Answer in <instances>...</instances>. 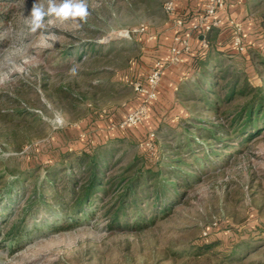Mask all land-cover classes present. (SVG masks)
<instances>
[{"label":"rangeland","instance_id":"obj_1","mask_svg":"<svg viewBox=\"0 0 264 264\" xmlns=\"http://www.w3.org/2000/svg\"><path fill=\"white\" fill-rule=\"evenodd\" d=\"M165 1L87 0L86 19H61L48 12L50 0H0V264L264 261V130L247 142L218 148L219 156L200 163V178L180 189L186 192L182 204L149 228L111 229L98 214L59 231L52 225L61 224L63 215L56 206L43 204L24 215L33 184H42L45 167L67 152L109 139L122 149L119 155L128 153L124 165L139 156L144 165L154 167L156 159L175 156L167 147L177 146L178 135L196 133L185 122L191 116L203 117L206 127L224 122L214 112L198 110L199 100L186 99L176 89L164 100L159 94L154 113L142 124L121 126L143 103L134 84L146 80L156 61L168 62L162 41L171 35L174 43L180 33L164 14ZM63 2L51 0L57 7ZM35 3L45 15L34 30L30 13ZM248 7L251 31L242 33V43L236 44L234 25L222 22L217 29L229 36L219 51L228 65L261 88L264 0H250ZM186 64L178 67L183 77L196 62L189 59ZM152 132L157 150L149 155L141 144ZM32 167L42 169L33 176L27 173ZM12 187L17 191L9 196ZM43 191L45 198L51 197L47 187ZM7 230L13 231L11 238ZM241 243L254 248L232 253Z\"/></svg>","mask_w":264,"mask_h":264},{"label":"trees","instance_id":"obj_2","mask_svg":"<svg viewBox=\"0 0 264 264\" xmlns=\"http://www.w3.org/2000/svg\"><path fill=\"white\" fill-rule=\"evenodd\" d=\"M91 48L86 54H90ZM223 56L219 49H204L200 43L190 58L196 62L195 68L177 89L186 99L199 100L201 103H195L198 110L214 112L223 123L206 127L203 123L208 121L203 117L191 116L185 122L196 127V133L178 135L177 146L167 147L176 151L175 156L156 159L154 167L144 165L139 156L124 165L128 153L119 155L122 149L109 139L67 152L60 161L45 167L42 184H33V196L26 202L24 215L34 212L36 204L56 206L63 222L52 228L59 231L69 230L98 214L105 216L111 229L132 230L149 228L168 217L186 196L180 189L193 186L200 178V163L208 162L210 156H219L218 148L229 149L232 141L247 142L264 130V87L254 86ZM260 62L264 67L263 58ZM35 168L27 173L36 176L42 168ZM24 172L21 174L25 175ZM22 184L21 180L16 188ZM45 187L51 191L49 198L44 197ZM16 188L12 187L7 194L11 196ZM7 233L11 238L13 231ZM251 248L254 245L241 243L233 246L231 252L238 254Z\"/></svg>","mask_w":264,"mask_h":264},{"label":"built area","instance_id":"obj_3","mask_svg":"<svg viewBox=\"0 0 264 264\" xmlns=\"http://www.w3.org/2000/svg\"><path fill=\"white\" fill-rule=\"evenodd\" d=\"M177 1L178 0H167L163 5L167 18L173 21L180 31L175 37L174 43L169 48L170 58L168 62L156 61L147 79L145 81H137L134 84L135 90L143 97V103L127 114L125 119L121 122V126L131 128L143 123L150 113V109L159 99V87L167 64L183 62L184 54L191 51L192 47L190 41L183 32L186 27V21L179 15ZM227 6V0H209L200 13L199 19L190 26V30L200 37V43L204 49L210 48V35L214 29L221 26L223 19L219 14L220 11L226 10ZM231 24L234 25L233 35L235 43H242V25L235 22H231ZM111 126L115 128L116 123H113ZM141 146L151 155H154L157 150L156 133H150L146 140L142 142Z\"/></svg>","mask_w":264,"mask_h":264},{"label":"crops","instance_id":"obj_4","mask_svg":"<svg viewBox=\"0 0 264 264\" xmlns=\"http://www.w3.org/2000/svg\"><path fill=\"white\" fill-rule=\"evenodd\" d=\"M209 0H178L177 1V8L179 11V15L186 16V31H184L185 36L189 39L191 44V53L184 54V61L180 63H170L168 65V68L165 69L161 85L159 87V94L160 99L164 100V97L168 96L169 91L171 93H174L176 89H178V86L181 82L185 81L188 77H190V74L188 73L183 77V73H179L178 67H186V62L191 58L192 54H195L197 48L200 45V37L193 33L190 30V26L195 23L199 19L200 13L203 11L204 7L208 3ZM228 6L226 10L220 11V17L223 19L224 23L227 22H236L240 23L243 27V34H246L251 31L250 27L247 25L249 24L248 21L250 17H248V4H250V0H227ZM165 14V13H164ZM171 22V21H170ZM175 32V30H170L171 34L172 32ZM173 32V33H174ZM229 34H226V31L222 28H216L211 33L210 37L213 39V43H215V46L217 49L223 48L225 38H227ZM249 37L252 35H248ZM164 45L162 46L166 50V58H170L169 48L173 44V38L171 35L167 39H164L162 41ZM212 44V47L214 48V45ZM147 79V77H146ZM185 79V80H184ZM154 113V110L151 108L150 114L152 115Z\"/></svg>","mask_w":264,"mask_h":264},{"label":"clouds","instance_id":"obj_5","mask_svg":"<svg viewBox=\"0 0 264 264\" xmlns=\"http://www.w3.org/2000/svg\"><path fill=\"white\" fill-rule=\"evenodd\" d=\"M48 12L54 13L57 17L61 19H69L76 17L80 19H86L89 14L87 0H64V2L59 7L51 3L50 0ZM30 15L32 17L33 29L35 30V28L40 25L45 15L43 6L35 3L33 5ZM71 72L75 74L76 69H71Z\"/></svg>","mask_w":264,"mask_h":264}]
</instances>
